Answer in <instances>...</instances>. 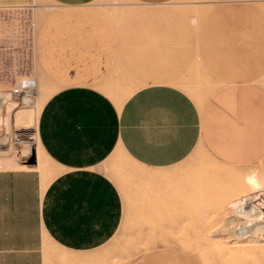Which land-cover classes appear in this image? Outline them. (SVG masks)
Returning <instances> with one entry per match:
<instances>
[{"label":"rangeland","instance_id":"1","mask_svg":"<svg viewBox=\"0 0 264 264\" xmlns=\"http://www.w3.org/2000/svg\"><path fill=\"white\" fill-rule=\"evenodd\" d=\"M194 1L202 0L159 5L95 0L81 7L8 0L10 6H0V170H11L7 160H22L27 151L28 170L40 173L42 187L62 172L47 158L39 138L25 144L17 128L25 125L23 132L34 133L50 96L68 87L98 88L118 107L155 83L179 86L198 101L240 80L264 88V55L255 56L253 73L233 80L229 56L194 52L212 51V33L220 36L230 29L214 22V5L195 6ZM250 12L246 4L229 2L217 10L229 21ZM253 13L259 23H240L239 31L264 24V11ZM203 33L211 37H197ZM22 78L37 81L30 91L34 108L22 106L12 93ZM35 109L39 114L34 117ZM22 113L31 119L21 118ZM204 147L199 143L183 160L160 169L141 166L116 149L101 169L122 196L121 224L91 256L93 263L77 259L71 264H264V217L263 224L251 222L255 231L244 235L239 232L245 224L231 222L233 203L247 195L256 213L264 214V159L230 166ZM46 247L53 255L67 254L54 244ZM52 264L69 263L57 258Z\"/></svg>","mask_w":264,"mask_h":264},{"label":"crops","instance_id":"2","mask_svg":"<svg viewBox=\"0 0 264 264\" xmlns=\"http://www.w3.org/2000/svg\"><path fill=\"white\" fill-rule=\"evenodd\" d=\"M7 1H0V6H10ZM51 1L81 7L95 0ZM136 1L159 5L174 0ZM228 2L246 4L251 12L224 19L217 10ZM192 4L214 5V22L230 26L220 36L217 30L212 33V51L194 52L229 56L227 69L234 72L233 80L253 73L255 56L264 55V24L262 31L256 25L239 31L238 24L259 23L253 12L262 14L264 0ZM97 89L65 88L51 95L40 111L39 142L47 158L62 169L46 189L36 169L0 170V264H52L57 258L69 264L77 259L93 263L91 256L109 242L123 218L122 196L101 169L118 148L135 163L153 169L173 166L199 143L230 166L264 159V88L252 80L225 84L203 101L171 83L150 84L120 107ZM47 242L67 254L53 255Z\"/></svg>","mask_w":264,"mask_h":264},{"label":"bare ground","instance_id":"3","mask_svg":"<svg viewBox=\"0 0 264 264\" xmlns=\"http://www.w3.org/2000/svg\"><path fill=\"white\" fill-rule=\"evenodd\" d=\"M23 81H24L25 87L29 88L30 91L32 89L36 88V86H37V81L35 79L33 80L31 78H22V80L20 82H18V84L22 83ZM30 91L29 90L26 91L23 95H20V98H19V100H20L19 103L22 106H26L27 108L28 107L31 108L32 106L37 104L36 102H33L31 100ZM0 92H1V90H0ZM12 93H13V89H12ZM13 95L15 97H19V95H15V94H13ZM32 108H34V107H32ZM38 114H39V110L35 109V111L33 112V116L35 117ZM20 117L21 118H26V119H31V114L30 115H25V114L22 113ZM25 130H27V127H25V125L24 126H18V128H17V131L20 132L17 136H19V138L21 139V141L23 143H25V144L26 143H31V141H33V140H31V138H33V137L38 140L37 130L34 133L33 132H29V131L28 132H23ZM23 156H25V155H23ZM27 158L28 157H27V151H26V157L23 158V159L21 158L22 160L17 159V158L16 159L11 158V159L7 160V162H6L7 163V167L13 168V169H17V170L30 169V164L27 162ZM43 188L46 189L47 188V184H45ZM251 201H252V197L247 195L242 200H239V201L233 203V205H232V206H234V208H233L234 219H232L231 222H236L237 226L245 224V227H242L241 228L242 231L239 232L240 235L241 234H243V235L244 234H248L249 232L251 233V232L255 231V227H251L250 226L252 224L251 222L256 221V222H261V224H263L262 223L263 222L262 218L264 217L263 216L264 214L263 213H258L257 214L256 212H257L258 208L254 204H251ZM230 203H232V202H230ZM230 206H231V204H230ZM252 225H254V223ZM248 226H250V227L247 228ZM235 230H237V229H235ZM239 230H240V228H239ZM263 238L264 237H262V239Z\"/></svg>","mask_w":264,"mask_h":264},{"label":"built area","instance_id":"4","mask_svg":"<svg viewBox=\"0 0 264 264\" xmlns=\"http://www.w3.org/2000/svg\"><path fill=\"white\" fill-rule=\"evenodd\" d=\"M28 90L30 91L29 88L25 87V84H24V81H23L22 83L18 84L17 87H15L13 89V94L20 96V95H23Z\"/></svg>","mask_w":264,"mask_h":264}]
</instances>
